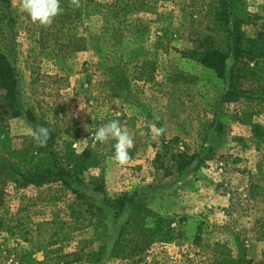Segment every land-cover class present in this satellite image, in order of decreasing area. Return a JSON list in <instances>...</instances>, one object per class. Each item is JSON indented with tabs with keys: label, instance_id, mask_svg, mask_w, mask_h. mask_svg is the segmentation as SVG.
I'll list each match as a JSON object with an SVG mask.
<instances>
[{
	"label": "rangeland",
	"instance_id": "1",
	"mask_svg": "<svg viewBox=\"0 0 264 264\" xmlns=\"http://www.w3.org/2000/svg\"><path fill=\"white\" fill-rule=\"evenodd\" d=\"M61 8L0 0V264H264V55L230 38L264 53V0ZM113 119L124 166L93 135Z\"/></svg>",
	"mask_w": 264,
	"mask_h": 264
},
{
	"label": "clouds",
	"instance_id": "2",
	"mask_svg": "<svg viewBox=\"0 0 264 264\" xmlns=\"http://www.w3.org/2000/svg\"><path fill=\"white\" fill-rule=\"evenodd\" d=\"M75 2L76 0H73V3ZM21 10L32 23L42 27L50 26L54 18L63 11L61 0H21ZM156 132L157 135L162 134L163 129H157ZM49 135V128L43 126L37 127L32 133L33 140L38 147L45 146ZM93 135L98 143L113 141L111 144L112 158L120 166L127 164L130 159L129 150L133 146V138L126 131L121 130L118 119L110 120L98 127Z\"/></svg>",
	"mask_w": 264,
	"mask_h": 264
},
{
	"label": "trees",
	"instance_id": "3",
	"mask_svg": "<svg viewBox=\"0 0 264 264\" xmlns=\"http://www.w3.org/2000/svg\"><path fill=\"white\" fill-rule=\"evenodd\" d=\"M230 38H232V41L234 42V46H235V51L232 52V57L234 59V63L236 64V66L238 65H242V61H244L242 58V54H246V58L250 59V58H256L259 56L264 55L263 51L257 52V53H252L250 51H245V53H242L243 51H239V47H240V43H239V34L237 31H230ZM201 49V53H200V61L204 64L207 65L215 70H219L223 67V65L225 64L226 60H227V56L225 53H221L217 50H212V49H208V47L205 46H200ZM8 68V66H7ZM251 74L255 75V72L253 70H251L250 72ZM20 177H24L25 180H27V177L24 175H19ZM35 177L31 178V182L37 183L39 182V179H34ZM28 181V180H27ZM26 181V182H27Z\"/></svg>",
	"mask_w": 264,
	"mask_h": 264
}]
</instances>
